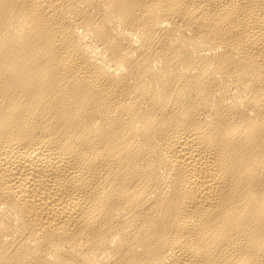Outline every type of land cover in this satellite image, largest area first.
<instances>
[{"label": "bare ground", "instance_id": "bare-ground-1", "mask_svg": "<svg viewBox=\"0 0 264 264\" xmlns=\"http://www.w3.org/2000/svg\"><path fill=\"white\" fill-rule=\"evenodd\" d=\"M0 264H264V0H0Z\"/></svg>", "mask_w": 264, "mask_h": 264}]
</instances>
